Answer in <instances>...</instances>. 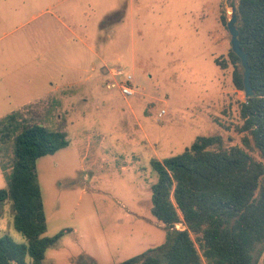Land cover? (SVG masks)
I'll return each instance as SVG.
<instances>
[{"label": "rangeland", "instance_id": "rangeland-1", "mask_svg": "<svg viewBox=\"0 0 264 264\" xmlns=\"http://www.w3.org/2000/svg\"><path fill=\"white\" fill-rule=\"evenodd\" d=\"M226 2L231 13L239 0H0V159L8 164L30 124L69 141L37 161L46 235L61 233L43 264H118L165 244L167 229L152 214L151 161L201 135L220 134L260 158L238 131L246 95L233 82ZM128 73L131 96L119 87ZM3 235L26 242L9 200L0 202Z\"/></svg>", "mask_w": 264, "mask_h": 264}, {"label": "trees", "instance_id": "trees-1", "mask_svg": "<svg viewBox=\"0 0 264 264\" xmlns=\"http://www.w3.org/2000/svg\"><path fill=\"white\" fill-rule=\"evenodd\" d=\"M235 8L254 91L241 102L238 131L245 133L243 144L257 149L260 158L239 144L226 146L216 134L197 137L182 153L153 159L152 214L166 227L167 242L118 264H257L264 252V0H239ZM229 56L234 85L244 91L241 59L232 48ZM68 144L65 132L34 123L17 133L8 164L0 159L8 170L0 202H11L14 226L26 240L0 236V264H43L46 250L59 239L61 233L46 235L37 161Z\"/></svg>", "mask_w": 264, "mask_h": 264}, {"label": "water", "instance_id": "water-1", "mask_svg": "<svg viewBox=\"0 0 264 264\" xmlns=\"http://www.w3.org/2000/svg\"><path fill=\"white\" fill-rule=\"evenodd\" d=\"M231 13H229V8L227 5V2L225 3V11H226V17H227V27L231 34V48L232 50L240 57L241 64L244 69V91L246 98L250 97L254 94L250 75H251V66L249 65V55L246 53L242 48L239 40V30L237 28V13L236 8L231 7L230 8Z\"/></svg>", "mask_w": 264, "mask_h": 264}, {"label": "built area", "instance_id": "built-area-1", "mask_svg": "<svg viewBox=\"0 0 264 264\" xmlns=\"http://www.w3.org/2000/svg\"><path fill=\"white\" fill-rule=\"evenodd\" d=\"M114 75H125V71L123 68H117L114 70L113 72ZM132 74L128 73L125 77V79L123 80V84L119 85V87L121 88V91L124 95L126 96H131L133 94H135V89L131 86V82H132ZM116 83H110L109 87L116 86ZM162 112H165V110H163Z\"/></svg>", "mask_w": 264, "mask_h": 264}, {"label": "crops", "instance_id": "crops-1", "mask_svg": "<svg viewBox=\"0 0 264 264\" xmlns=\"http://www.w3.org/2000/svg\"><path fill=\"white\" fill-rule=\"evenodd\" d=\"M108 52H109V51H108ZM94 54H95L96 57L101 61V63L105 66V65H106V63H105V58L103 57V59H102L101 55L98 54V51H97V52H94ZM105 54H106V53H105ZM108 54H109V53H108ZM117 61H118V62L123 61L122 56H118V57H117ZM132 63H133V62H132ZM93 64H94V66H92L91 71H93V72H97L99 66H98V65H95V62H93ZM133 66H135L134 63H133ZM85 71H87V68H86V67H83L82 69H77L76 74H77V73H78V74H80V73H84ZM75 83H76V82H75ZM56 88H58V86H57Z\"/></svg>", "mask_w": 264, "mask_h": 264}]
</instances>
